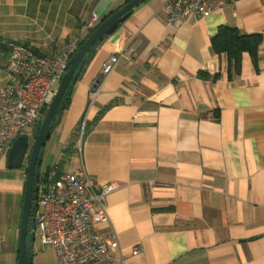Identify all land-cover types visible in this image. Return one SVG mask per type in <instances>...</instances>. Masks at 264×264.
<instances>
[{"label": "crops", "instance_id": "0c3cea01", "mask_svg": "<svg viewBox=\"0 0 264 264\" xmlns=\"http://www.w3.org/2000/svg\"><path fill=\"white\" fill-rule=\"evenodd\" d=\"M127 1L0 0V88L4 42L62 52L89 32L92 12L99 23ZM165 1L134 7L116 44L111 36L94 42L52 132L69 157L43 174L81 169L98 191L116 185L98 225L117 236L115 264H264V0H236L175 25L165 22ZM223 25L261 35L256 66L243 52L240 73L231 74L226 55L211 51ZM126 47L129 59L119 56L101 75L103 62ZM25 181L24 162L9 168L0 154V264H18Z\"/></svg>", "mask_w": 264, "mask_h": 264}, {"label": "built area", "instance_id": "2783aa9c", "mask_svg": "<svg viewBox=\"0 0 264 264\" xmlns=\"http://www.w3.org/2000/svg\"><path fill=\"white\" fill-rule=\"evenodd\" d=\"M236 0H166L165 22L177 24L182 17L204 18L219 12ZM100 19L92 12L83 31L93 29ZM81 38L66 44L62 52L41 54L21 42H4L9 50L5 66L6 80L0 88V154L8 152L13 140L30 134L45 108L52 103L69 60L79 48ZM132 48H124L104 61L101 75L110 73L118 57L129 59ZM98 92L97 80L92 84L89 99ZM83 121V122H82ZM79 128L81 140L84 120ZM116 188L104 184L96 190L81 169H70L60 177L47 174L37 181L36 194L41 209L35 226L40 241L52 249L57 264H115L114 250L119 248L115 233L101 234L98 225L107 221L106 196Z\"/></svg>", "mask_w": 264, "mask_h": 264}, {"label": "water", "instance_id": "95a60500", "mask_svg": "<svg viewBox=\"0 0 264 264\" xmlns=\"http://www.w3.org/2000/svg\"><path fill=\"white\" fill-rule=\"evenodd\" d=\"M144 0H129L121 8L102 21L97 28L86 38L69 60V66L54 94L52 103L48 106L45 116L34 125L31 136L22 134L17 136L8 152L7 165L9 168H20L30 147L28 160L25 166L26 181L24 203L20 218L18 264H32L34 256V226L37 213L36 185L39 175V166L43 156V146L51 132L61 119L63 110L67 107L72 86L82 68L88 64L95 52L94 42L103 36H111V43L116 44L122 37L117 33L120 24L126 21L131 10ZM30 137L33 142L30 145Z\"/></svg>", "mask_w": 264, "mask_h": 264}, {"label": "trees", "instance_id": "16d2710c", "mask_svg": "<svg viewBox=\"0 0 264 264\" xmlns=\"http://www.w3.org/2000/svg\"><path fill=\"white\" fill-rule=\"evenodd\" d=\"M45 1H49V0H45ZM110 14L108 16H104L101 22L104 21L106 18H108ZM101 22H99L93 29L89 30V32L82 38L79 46L83 44L86 38L97 28V26ZM261 43H262V37L260 34L258 33L243 34L236 27L226 26V25L218 27L215 35H213L210 39L211 51L215 54H225L228 59V65H229L228 72L229 70L230 71L232 70L231 74H235V75L240 73L241 55L243 52H247L250 55L253 64L256 66L258 51ZM231 74H229V77L231 76ZM200 75L204 78H211L212 81H215L219 78L218 73L214 74L213 76H209L207 73L202 72L200 73ZM46 110L47 108H45L42 113L44 114ZM60 174L61 173L58 171L54 176L58 177L60 176ZM38 181H40V179Z\"/></svg>", "mask_w": 264, "mask_h": 264}, {"label": "rangeland", "instance_id": "374dc122", "mask_svg": "<svg viewBox=\"0 0 264 264\" xmlns=\"http://www.w3.org/2000/svg\"><path fill=\"white\" fill-rule=\"evenodd\" d=\"M5 55L4 53L1 55V60L4 59ZM41 118V117H40ZM83 122V121H82ZM78 126V131L79 128L81 127ZM33 140L30 137V143L32 144ZM58 143V138L56 134H51L49 138L45 141L44 146H43V156H42V161L40 164V175L43 174L44 172L50 170L53 166L54 163L58 158L62 156V158L65 160L67 159V154L65 152L61 153V146ZM65 167L67 166L66 163L63 164ZM38 209L40 210L41 207L38 204ZM34 233V256L32 260V264H57V258L55 255V252L48 248L47 246H44L41 241H40V233L37 229V227L33 230Z\"/></svg>", "mask_w": 264, "mask_h": 264}, {"label": "flooded vegetation", "instance_id": "af4514ba", "mask_svg": "<svg viewBox=\"0 0 264 264\" xmlns=\"http://www.w3.org/2000/svg\"><path fill=\"white\" fill-rule=\"evenodd\" d=\"M46 111H47V110H46ZM46 111H45V113H46ZM45 113H44V114L42 113V114L40 115L41 118H39V120H42V119L44 118ZM39 120H37V122H38ZM53 131H54V130H53ZM53 131H52V132H53ZM52 132H51V134H52ZM51 134H50V135H51ZM30 145H31V143H30ZM29 152H30V147L28 148V150H27V152H26V157H25V159H24V164H25V166H26V163H27V160H28L27 158H28ZM39 167H40V166H39ZM39 172H40V168H39ZM43 175H44V174H41V175H40V173H39L38 178H37V181H38ZM36 195H37V194H36ZM37 202H38V197H37ZM37 212H39L38 205H37ZM35 228H36V226H34V229H35Z\"/></svg>", "mask_w": 264, "mask_h": 264}]
</instances>
